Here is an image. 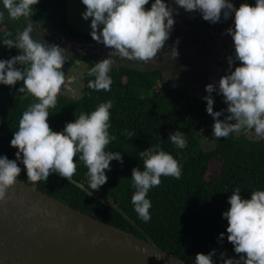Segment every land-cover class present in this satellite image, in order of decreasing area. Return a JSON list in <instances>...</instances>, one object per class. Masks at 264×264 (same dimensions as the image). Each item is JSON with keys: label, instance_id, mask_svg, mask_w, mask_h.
I'll return each instance as SVG.
<instances>
[{"label": "clouds", "instance_id": "1", "mask_svg": "<svg viewBox=\"0 0 264 264\" xmlns=\"http://www.w3.org/2000/svg\"><path fill=\"white\" fill-rule=\"evenodd\" d=\"M86 6L81 13L84 20H90L91 38L112 49L104 58L88 70L94 77L87 87L94 91H111L113 83L109 73L116 65V58L144 64L153 61L162 50L165 61L174 66L179 56V39L173 41L171 50L165 47L170 39L175 19L179 15L168 0H81ZM39 0H0V23L5 19L23 20L26 26L17 30L15 39L5 34L0 44L8 49L16 48L18 55L0 59V85L13 87L22 82L18 92L38 97L22 112L18 128L14 131L10 146L15 148V157L0 155V199L4 198L10 184L17 180L21 165L26 166L27 177L32 181L47 182L48 177L58 173L69 182L77 170V161H83L87 169L88 186L96 192L104 185L111 171L113 160L123 164L119 151L106 150L116 136L111 135L110 117L113 101L100 103L93 111L81 113L74 121L67 122L62 131L50 128L47 117L49 107H55L58 94L65 85L62 66L70 58L67 49L58 42H45L33 35V6ZM186 12H198L204 21L216 24L228 20L234 14V24L225 31L234 43V54L227 57L228 74L220 77L218 84L205 86L206 112L212 117V136L228 138L242 129L253 131L255 138L264 139V0H255L249 5L246 0L237 8L233 0H173ZM241 62L231 70L235 62ZM176 73L165 74V79H174ZM222 95L226 108L214 111L212 93ZM227 113V114H226ZM223 116V119H219ZM231 121H235L232 123ZM130 139L133 133L125 130ZM168 142L179 149L187 147L185 135L180 130L170 132ZM143 161L140 167L132 169L131 181L135 192L131 197L134 211L145 222L151 219V201L148 192L161 184V176L180 179L182 165L174 156L159 145L139 151ZM230 205L222 213L228 224L227 241L233 245L239 258L220 253L221 264H264V190L251 191L250 199L242 198L241 189L236 187L228 196ZM221 232L218 241L222 242ZM216 249L207 254L197 253L194 264H215ZM158 259V258H157Z\"/></svg>", "mask_w": 264, "mask_h": 264}, {"label": "trees", "instance_id": "2", "mask_svg": "<svg viewBox=\"0 0 264 264\" xmlns=\"http://www.w3.org/2000/svg\"><path fill=\"white\" fill-rule=\"evenodd\" d=\"M69 2L39 0L33 6L32 22L46 23L68 36L84 37L70 24ZM244 2L233 0L237 8ZM246 2L255 5V0ZM150 6L151 0L145 8ZM25 26L23 20L5 19L0 23V38L8 34V39H15L17 30ZM18 54L16 48L8 49L0 44V59ZM81 62H86L88 67L79 97L59 96L56 106L49 107L47 119L50 128L60 132L67 122L74 121L82 112L89 113L100 103L109 99L113 101L109 132L116 136V140L106 150L121 152L124 162H110L111 171L105 170L107 182L94 193L104 200H112L161 249L188 264H194L197 253L207 254L212 249H216L213 257L215 264H221L217 251L223 248L239 258L242 254L235 253L233 245L227 241L228 222L222 218V213L230 207L227 198L234 188L239 187L245 199H250L253 190H264V139L251 140L244 134H230L228 138H216L213 148L207 150L202 147L198 136L203 129L212 134L214 121L205 110L206 101L193 98L184 90L166 89L160 71L142 73L128 68L112 69L109 73L113 81L111 91L97 92L87 87L88 81L94 79L87 75L92 63ZM73 63L77 62H65L69 65ZM21 86L22 82H17L13 87L0 85V155H7L9 159L16 158L15 148L10 146V141L18 128L22 112L38 99L31 93L25 95L18 92ZM213 107L214 111L224 109L220 99L214 100ZM219 119H223V116ZM125 130L132 132L133 137L129 139ZM176 130L185 135L187 147L184 149L178 150L168 142L169 133ZM151 145H159L171 153L182 165V176L180 179L161 176V184L149 190L147 198L152 205L149 209L151 219L145 222L131 203L135 192L131 174L134 167L143 170L139 151ZM74 161H77V170L73 178L87 187V169L78 157H74ZM17 162L21 165L17 179L99 221L143 238L138 228L120 212L105 206L72 182L55 174H51L47 182L29 180L23 161L17 158ZM212 162L218 163L220 170L207 177ZM221 232L225 233L222 242L218 241Z\"/></svg>", "mask_w": 264, "mask_h": 264}, {"label": "water", "instance_id": "3", "mask_svg": "<svg viewBox=\"0 0 264 264\" xmlns=\"http://www.w3.org/2000/svg\"><path fill=\"white\" fill-rule=\"evenodd\" d=\"M168 3L179 9V15L173 13L175 25L170 39L165 42L170 51L173 41L180 38L175 66L165 61L162 50L147 64L116 58L113 69L128 68L142 73L160 71L166 89L184 90L191 97L203 100L207 95L205 86L218 84L220 77L228 74L227 57L234 54V43L225 30L234 24V14L229 22L210 23L208 30L204 24L197 25L198 12H186L173 0ZM32 25L34 38L58 42L68 50L71 55L66 62L95 64L112 51L93 39L62 34L46 23L32 22ZM205 30L209 31L207 36L203 35ZM240 63L235 62L231 70ZM169 72H175V78L164 80ZM212 96L214 100L223 99L216 92ZM70 182L120 212L138 228L143 238L99 221L17 179L0 199V264H188L161 249L112 200L102 199L74 178Z\"/></svg>", "mask_w": 264, "mask_h": 264}, {"label": "rangeland", "instance_id": "4", "mask_svg": "<svg viewBox=\"0 0 264 264\" xmlns=\"http://www.w3.org/2000/svg\"><path fill=\"white\" fill-rule=\"evenodd\" d=\"M85 9H86V6L83 5L80 0H70L68 18H69L70 24L72 25V27H74L75 30H77L84 37L92 39L91 36L89 35L91 31L90 29L91 18H89V20L86 21L81 16V13L85 11ZM66 65L68 64H64L62 66V69L65 73V86H64L65 88L62 87V92L61 94H58V97L61 95H64L70 98H76V97L78 98L80 95L81 88L83 86V78L85 75V71L88 67V64L86 62L80 61L77 63H73L70 66H66ZM67 78H70L69 79L70 83H67L66 81ZM243 134H245V136L248 139L260 140V139L255 138L253 131H248L246 129H242L239 133H232L231 135L241 136ZM198 136L200 137L199 139H200V142L203 148L207 150L213 148L216 142V138L213 137L212 134L208 130H204V129L201 130ZM219 170H220V165L216 162H212L209 167L207 177L209 176V174H217ZM221 252H226L227 257H234L238 259V257L227 252L224 248L221 250H218L217 255L220 256Z\"/></svg>", "mask_w": 264, "mask_h": 264}, {"label": "flooded vegetation", "instance_id": "5", "mask_svg": "<svg viewBox=\"0 0 264 264\" xmlns=\"http://www.w3.org/2000/svg\"><path fill=\"white\" fill-rule=\"evenodd\" d=\"M200 14V13H199ZM230 20L228 19V20H226V21H223L222 20V22L221 23H223V22H229ZM220 22H218V23H216L217 25L219 24ZM204 24V26H206V28L209 30V29H211L210 28V23H207L206 21H204L203 19H202V17H201V14L198 16V19H197V25H203ZM34 30V29H33ZM209 33V31H207V30H205L204 31V33H203V35H205V36H207V34ZM66 66H70L69 64L68 65H66ZM67 79H70V78H67ZM220 99V101H222V103H223V105H224V108H225V104H224V102H223V99H221L220 97L217 99V100H219ZM227 114V113H226ZM232 123H234L235 121H231ZM245 135V134H244Z\"/></svg>", "mask_w": 264, "mask_h": 264}]
</instances>
